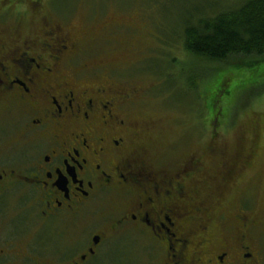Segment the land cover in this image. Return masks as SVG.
Instances as JSON below:
<instances>
[{
	"label": "flooded vegetation",
	"instance_id": "obj_1",
	"mask_svg": "<svg viewBox=\"0 0 264 264\" xmlns=\"http://www.w3.org/2000/svg\"><path fill=\"white\" fill-rule=\"evenodd\" d=\"M10 6L1 23L20 22ZM0 27V264H103L109 247L133 264H264L255 195L237 188L231 220L213 219L203 161L166 172L131 118L144 90L116 88L46 16L35 32Z\"/></svg>",
	"mask_w": 264,
	"mask_h": 264
},
{
	"label": "rangeland",
	"instance_id": "obj_2",
	"mask_svg": "<svg viewBox=\"0 0 264 264\" xmlns=\"http://www.w3.org/2000/svg\"><path fill=\"white\" fill-rule=\"evenodd\" d=\"M234 1L0 0V9L8 3L21 13L19 23H12V16L0 26L35 32L46 16L69 32L79 49L86 50L79 60H93L101 71H111L116 88L145 91L135 100L131 118L150 129L147 139L156 147L161 144V169L170 172L195 154L203 161L199 175L211 178L196 187L212 218L225 213L231 220L237 201L230 198L240 188L255 195L253 213L264 223V75L254 77L264 62L244 55L223 62L197 60L183 44L188 23L194 25L202 14ZM221 86L224 93L211 112V100ZM228 169L232 177L224 182ZM224 199L225 205L219 206ZM134 260V253L109 247L103 264Z\"/></svg>",
	"mask_w": 264,
	"mask_h": 264
},
{
	"label": "trees",
	"instance_id": "obj_3",
	"mask_svg": "<svg viewBox=\"0 0 264 264\" xmlns=\"http://www.w3.org/2000/svg\"><path fill=\"white\" fill-rule=\"evenodd\" d=\"M195 23H188L183 32L184 48L193 59L223 62L230 56L244 55L264 62V0H235L230 6L202 14ZM263 75L264 68L254 77ZM224 90L221 86L214 93L211 112Z\"/></svg>",
	"mask_w": 264,
	"mask_h": 264
}]
</instances>
